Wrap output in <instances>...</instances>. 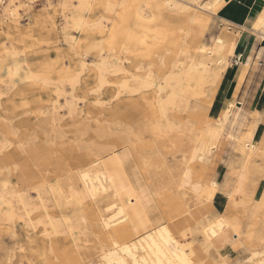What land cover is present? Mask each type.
I'll use <instances>...</instances> for the list:
<instances>
[{
  "label": "rangeland",
  "instance_id": "rangeland-1",
  "mask_svg": "<svg viewBox=\"0 0 264 264\" xmlns=\"http://www.w3.org/2000/svg\"><path fill=\"white\" fill-rule=\"evenodd\" d=\"M163 1L149 0L143 20L138 14L140 1L0 0V264H56L67 255L98 256L96 251L106 243L93 222L104 210L70 218L72 239L68 234H56L52 239L62 240L61 244L43 252L25 243L22 207L10 194L13 190L23 193L33 175L39 180L44 175L53 178L47 186L61 187L64 195L69 194L75 178L68 177L80 171L83 156V160L99 159L110 165L114 156L123 155L122 169L115 164L109 170L128 177L126 184H133L147 197L146 222L170 226L187 250L193 248L198 250L195 256L206 257L205 263L218 264L221 257L214 248L199 251L204 242L197 228L204 221L222 217L240 228V238L234 237V245L228 249L230 264L244 261L255 251L264 256V50L260 39L245 33L253 48L257 46L255 56L249 53L246 57L244 51L236 53L238 36L220 18V10L218 14L201 12L207 28L200 36L198 23L187 12L163 8ZM208 1L200 3L212 4ZM8 6L18 9L16 19L5 13ZM192 8L199 11V7ZM248 27L253 29L252 24ZM218 36L224 41L221 54L229 65H212L217 54L205 58L210 71L204 76L203 92L187 93L162 116L157 102L159 98L165 101L170 92L167 88L157 94L158 85L173 76L174 65L183 63L188 69L193 59L201 61L200 48L214 47ZM118 65L128 76L150 77L153 86L135 93L137 84L130 81L131 88L121 89L124 74H118ZM100 68L104 83L100 82ZM232 102L234 114L215 151L205 156L207 161L193 160L201 126L220 127L219 120ZM246 137L255 143V152L249 155L242 153ZM185 173L190 179L183 186ZM2 179L8 182L6 190ZM35 192L28 194L32 201L37 199ZM51 197L48 195L54 200L55 194ZM10 198L15 203L13 211ZM77 201L78 197L68 200L74 207ZM52 217L61 219L59 214Z\"/></svg>",
  "mask_w": 264,
  "mask_h": 264
},
{
  "label": "bare ground",
  "instance_id": "bare-ground-1",
  "mask_svg": "<svg viewBox=\"0 0 264 264\" xmlns=\"http://www.w3.org/2000/svg\"><path fill=\"white\" fill-rule=\"evenodd\" d=\"M132 1L133 3L140 1L141 4L139 3L140 4L139 7H140L141 13L138 12V14H141V18L144 20L147 16V14L146 15L144 14V10L147 8L149 9V3H148L149 0H131V2ZM200 1L201 0H164L163 8L170 9L173 11L179 10V11L187 12L188 16L191 17L192 22L198 23L200 33H201L200 36H203L204 30L207 28V25H206L207 19L205 18V16L201 14L204 12L205 14L206 13L215 14L217 11L216 7L218 5L217 6H215V4L202 5ZM192 6L199 7L198 9L200 12L193 9ZM220 9H221V6H220ZM16 10H13L12 6H8V8L5 9V13L11 16V18L16 19V16H17ZM128 17H131V16H128ZM203 23L205 24L202 26L201 24ZM252 25H253V29L252 28L251 30L249 29L250 33L257 36L260 40H263L262 46L264 48V10L258 13L252 19ZM178 45L181 46V44H178ZM223 46H224V41L221 37L218 36L215 38L214 47L200 48L201 50L200 54L201 55L204 54V56H202L201 58V61H197V60L195 61L193 59V61L191 62V65L190 66L188 65L189 66L188 69H185L181 65L183 63L179 65L173 64L174 66L172 68V73H171L173 74V76L171 78L165 79L163 84H159L157 88L158 89L157 94L162 93L167 88H169V92H170L168 98L166 97L167 99L165 98L166 99L165 101L162 100L163 102H161V99L158 97L159 100L157 103L159 104V109H160V112H162L161 114L162 116L166 115L168 106L175 107L174 105L175 104L177 105L176 101H178V99L182 97L184 98L185 95H187V93L191 92L193 94H196L198 90L202 91L201 88L203 87L204 81H206V79H204L206 77L204 76L208 73V71H210L209 70L210 67L205 58L211 57L213 54L215 55L217 54L218 57L215 62L216 64H212V65L218 64V66H221V67H227L229 65V61L226 59V57L223 54H221L223 50ZM101 58L103 57L101 56ZM189 60H191V58ZM239 60L240 62H242L241 55L239 56ZM175 63H177V61ZM122 65H124V63H122ZM122 67L123 66L118 65V74L119 73L124 74L122 75V78H121V86H120L121 89L128 90L129 88H131L130 81H132L134 84H137V89H135L134 91L135 93L139 92L141 89H147L150 86H153L152 85L153 81L151 82L150 77L145 76L146 77L145 79L144 77L138 76L139 75L138 73H137L138 75L134 73L135 75L131 74V76L130 75L128 76V73H126L124 68ZM81 68L82 69L86 68L85 62L81 63ZM113 68L114 67L110 69H113ZM100 69H101L99 70L100 71V82L104 83V77H103L104 75H103V70H102L103 68H100ZM108 69H109V65H108ZM30 77L31 76H29L28 78ZM169 77H170V74H169ZM71 80L74 82L73 78H71ZM75 82H76V79H75ZM192 83L195 84V88L191 87ZM152 88H155V87H152ZM234 108H235V104L233 102L230 103L228 109L225 110V112L223 113L221 121L219 120L221 124L220 127L217 125L214 126L210 124H203L201 126L200 129L202 132L200 133L199 136H197L198 138L196 140L197 141L196 147L194 148V151L192 153L193 156L191 157L193 160L196 158H199V159L201 158L203 160L206 155L211 154L213 151H215V149L217 148V144L219 143L221 139L220 137L223 135L227 124L229 123L232 115L234 114L233 113ZM165 122L167 121L165 120ZM172 123H174V121ZM171 126L173 125H171L170 123V127ZM179 128H175V129L178 130ZM191 131L193 130H190V132ZM171 132L172 133L174 132L173 129ZM193 133L191 134V136L192 135L194 136L196 134V133L195 134ZM254 144L255 143L251 138L246 137L242 153L243 154L246 153L247 155H249L250 152L254 148ZM84 157L85 156H83V158ZM83 158L79 161L80 163L84 164L82 168L80 169V171H78L75 175L68 177L70 180H74L71 178H75V181L69 184V189H70V190L68 189L70 191L69 194L64 195V191L62 190L61 187H59L56 190L54 189V187L47 186V184L49 183L48 180L53 179V178H50L47 176H46L47 178H45L44 177L45 175L42 177V179L40 178V180L38 178L35 179L36 175H33L34 177H29L30 183L26 185L25 187L26 190L23 193L21 192L23 190L21 191L13 190L12 192H10V194H12L11 197L16 198L17 200L16 199L15 200L22 207V211L24 215L23 216L24 227H25L24 235L26 236L24 238L25 243H27L31 247L43 249V252H45L46 247L52 248L54 247V245L61 244L60 242L62 240L55 241V239H52V236L54 235L56 236V234L57 235L68 234L70 235L69 236L70 240L72 239L71 236H72V230H73L74 225L72 224L70 218L75 217L76 219L77 218L79 219L83 215L85 216L86 214H90V215L94 214L96 210L97 211L104 210L103 212H101L100 215L97 214L98 218L97 220L93 222V225L96 227L99 233L98 236L102 237L104 239V242L106 243L105 246L103 245L104 247H102L99 251H96L97 249L95 250L97 252L95 255H98V256H95V257H92V256L82 257L81 256V257L76 258V257H71L67 255L65 258H63L64 256H62L63 259L59 257L63 261H61L60 263L57 262L56 264H209V263L204 262L206 258L205 256H195L198 250L196 251L193 248H191L190 250H187V247L183 244L181 239L177 238L175 234L172 232L170 226H168L165 223H160L157 226H153V225L151 226V224H149L150 222L149 223L146 222L147 220L145 219L144 216H146L145 215L146 205L149 203V200L147 199V197L143 193L139 192L133 184H130V186L127 185L128 183L126 181H128V177L123 178V174L120 172L114 175L111 172V170H109L110 165L115 167V164L120 165L123 162V160L125 159L123 155L114 156L110 165L105 164V163H100L99 161L101 160L99 159H90V158L87 159L86 158L87 160L84 159L86 160L84 161ZM199 159L198 161H200ZM184 164L185 163H182V167ZM175 168H177L176 171H178L179 167H175ZM121 169H122V164H121ZM172 172L170 171L171 174H174L175 171L172 170ZM175 175H176V172H175ZM184 175L185 176L183 178L184 179L186 178V180L182 182L183 186L185 184H188L189 179H190L189 173L187 174L185 173ZM168 176L170 177V175ZM173 178H174V175H173ZM174 179H176V177ZM2 181L4 182L3 187H5V190H6V185L8 182L5 179H2ZM77 183L81 185V189L77 187L78 186ZM74 186H76L77 188H75ZM196 186L198 187L199 185L197 184ZM1 189H2V186H0V195L3 194V191H1ZM31 190L32 191L34 190L37 192V194L36 192L34 193L37 195L36 197L37 199L35 201L34 200L32 201L31 197L28 195ZM54 194H55L54 200H49L48 195H50V197L51 196L53 197ZM71 197H78V201H77L78 205L76 207L72 206L68 202V200L71 199ZM52 201H54V203ZM85 201H87L86 204H85ZM50 202H52L53 205L50 206L48 204ZM14 204L15 203H13V200L10 198L9 208L12 211L14 209V206H13ZM99 204H101V206H99ZM130 204H133L131 209H130ZM56 214H59V217L61 219L54 220L53 218L55 217H52V216ZM218 218L220 217L218 216ZM222 218L220 220L217 219V221L215 219L210 218L215 221H207V223H205L204 221V223L202 222V226H199L198 225L199 223L196 224V226L197 225L199 226L197 230L198 229L201 230V233L203 235V242H204L202 247H200V249L202 248V250H199V251L202 253H204L205 251L206 253V251L214 248L217 250L216 252H218L221 257V262H219L218 264H230L229 260L227 259L228 249H232L234 245V237L240 238V231H239L240 228L238 229L236 225H232L229 221L222 219ZM62 223H66L65 224L66 230L62 229L61 227ZM148 224L151 227L146 228ZM48 227L51 228L50 232L47 229ZM123 227H127V231H125ZM122 228L125 232H127L130 235L128 236L127 234V237H125L124 235L126 234L124 235L122 234L123 232ZM86 230L87 228L84 231ZM122 235L124 236V238L122 237ZM38 236H42V238L41 237L39 238ZM70 240L64 239L63 242H67L68 245H70L72 244ZM262 240L264 241V238ZM239 245L241 244L239 243ZM92 249L94 250V248ZM245 250L248 251L247 248ZM41 257L42 256H39V258ZM210 257L212 258V256ZM218 257L219 256H217V258ZM33 258L37 259V256H34ZM28 259L31 262L30 258ZM55 262H53V264H55ZM216 262H217V259H216ZM237 264H264V256L263 255L261 256L260 252L255 251L250 256L246 257L244 261L238 262Z\"/></svg>",
  "mask_w": 264,
  "mask_h": 264
},
{
  "label": "crops",
  "instance_id": "crops-1",
  "mask_svg": "<svg viewBox=\"0 0 264 264\" xmlns=\"http://www.w3.org/2000/svg\"><path fill=\"white\" fill-rule=\"evenodd\" d=\"M209 1L212 2V4H215V6L217 5L219 6L216 7L217 14L221 6V9L219 11L220 18H222L223 22L229 25V27L233 29L234 34L238 36L239 43L236 53L240 54L242 51H244V55H246V57H250L248 55L249 53L250 54L253 53V56H255V49H257V46L253 48L254 43L252 41L249 43L251 38L245 33H250L249 31H247L248 29H250L248 25L250 26V24H252V19L258 13L264 10V0H209ZM217 14L216 16H218ZM238 29H242L243 32H238ZM251 35L255 36L253 34ZM260 45L264 50L261 40H260ZM242 62H243V57H242ZM245 62H247V60Z\"/></svg>",
  "mask_w": 264,
  "mask_h": 264
}]
</instances>
